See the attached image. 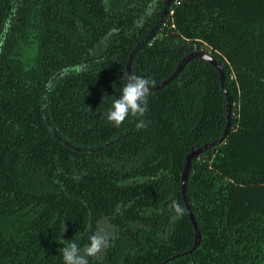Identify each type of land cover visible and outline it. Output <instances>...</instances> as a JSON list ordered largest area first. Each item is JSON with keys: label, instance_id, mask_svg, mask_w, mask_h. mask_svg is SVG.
<instances>
[{"label": "trees", "instance_id": "16d2710c", "mask_svg": "<svg viewBox=\"0 0 264 264\" xmlns=\"http://www.w3.org/2000/svg\"><path fill=\"white\" fill-rule=\"evenodd\" d=\"M164 2L0 0V264H64L97 232L88 264H264V0ZM192 51L222 87L194 58L143 117L106 120L128 62L155 86ZM223 92L227 136L185 183L192 249L169 205L221 137Z\"/></svg>", "mask_w": 264, "mask_h": 264}, {"label": "clouds", "instance_id": "9594fccd", "mask_svg": "<svg viewBox=\"0 0 264 264\" xmlns=\"http://www.w3.org/2000/svg\"><path fill=\"white\" fill-rule=\"evenodd\" d=\"M154 83L150 78L127 74V83L123 85L120 97L111 100L108 99L107 95L104 97L105 101L111 105L107 111L106 120L119 127L129 115L134 118L143 117L148 106L149 86H153ZM142 126L143 121L141 120L137 127ZM169 207L175 212L176 217L184 214V208L176 201H172ZM107 244V235L99 232L89 237V243L83 249L75 242L69 243L61 249L64 264H88L87 258L97 257Z\"/></svg>", "mask_w": 264, "mask_h": 264}, {"label": "water", "instance_id": "95a60500", "mask_svg": "<svg viewBox=\"0 0 264 264\" xmlns=\"http://www.w3.org/2000/svg\"><path fill=\"white\" fill-rule=\"evenodd\" d=\"M171 0H166L164 3V11L163 13H165L166 8L169 7ZM157 29V28H156ZM131 58V55H129V59ZM197 58L200 60H203L204 62H206L208 65H210L213 69L216 70L217 74H218V79H219V84L222 87V81L224 78V72L222 67L220 66V64L218 62H216L214 59H212L208 54L202 53V52H196V51H192L190 53H188L184 58L181 59V62L176 66V68L174 69V71L165 79H163L159 84L153 86V87H149L150 91H156L161 89L162 87L166 86L170 81H172L178 74L179 72L182 70V68L192 59ZM130 74L129 72V62L128 65L126 67V75ZM224 95V100H225V125H224V129L222 131L221 137L218 140L212 141L210 143L207 144H203L202 146L195 148V149H191L188 154L185 156L184 158V166L182 168L181 174H180V193H181V199H182V203L185 209V212L187 213V217L190 221V224L192 226V230H193V234H194V241H193V246L192 249L194 247L197 246L198 241H199V232L196 228V224L193 220V217L190 213L189 207L186 204V197H185V183L187 181V176L190 170V164L191 161L196 159L200 154L204 153L205 151L209 150L210 148H213L215 146H218L219 144H221L226 136H227V132L229 129V124H230V101L229 98L227 97L226 92H223ZM191 250L187 251V253H190Z\"/></svg>", "mask_w": 264, "mask_h": 264}, {"label": "flooded vegetation", "instance_id": "af4514ba", "mask_svg": "<svg viewBox=\"0 0 264 264\" xmlns=\"http://www.w3.org/2000/svg\"><path fill=\"white\" fill-rule=\"evenodd\" d=\"M166 1V0H165ZM165 3V2H164ZM163 11H164V7H163V9H162V11H161V15H164L165 13H163ZM157 28V25L154 27V29H156ZM60 73L61 72H59V73H56L54 76H53V79H55L56 77H58L59 75H60ZM130 75V74H129ZM52 81V80H51ZM44 121H46V119H44ZM48 125V124H47ZM52 131V130H51ZM52 133L54 134V131H52ZM190 171V170H189ZM186 197V196H185ZM182 200V199H181ZM186 204H187V200H186ZM188 205V204H187ZM184 207V206H183ZM189 207V206H188ZM185 210V209H184ZM189 210H190V208H189ZM187 214V213H186ZM189 220V219H188ZM194 220V219H193ZM190 222V221H189ZM195 222V221H194ZM196 224V223H195ZM192 227V226H191ZM197 228V227H196ZM194 235V234H193ZM187 253V252H186ZM100 255V254H99ZM99 255L97 256V257H95V258H98L99 257Z\"/></svg>", "mask_w": 264, "mask_h": 264}]
</instances>
